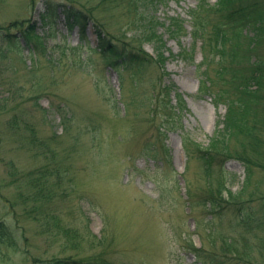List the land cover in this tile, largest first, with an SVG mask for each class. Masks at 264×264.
<instances>
[{
	"label": "rangeland",
	"instance_id": "374dc122",
	"mask_svg": "<svg viewBox=\"0 0 264 264\" xmlns=\"http://www.w3.org/2000/svg\"><path fill=\"white\" fill-rule=\"evenodd\" d=\"M46 1L56 7L49 23L41 19ZM70 1L107 27L112 9L101 0H0V220L8 232L0 264L72 257L106 264H264V156L245 184L238 158H219L206 176L198 154L227 111L213 101L214 91L234 74L241 77L256 57L264 61V39L250 49L241 28L238 44L228 42L220 58L210 35L221 21L218 0H207V7L161 0L154 33L161 35L164 68L155 60L115 68V56L97 47L93 20L84 31L67 21L63 5ZM125 7L109 28L120 47L134 27ZM196 19L205 23V39H193ZM29 25L31 42L23 36ZM144 49L155 57L152 42ZM167 85L169 100H161ZM168 101L175 117L156 118L173 111ZM14 116L20 122L11 125ZM241 142L232 137V151L242 152ZM224 169L238 180L228 184L234 197L217 215L202 201L208 179L225 181ZM64 226L80 235L73 237L79 248L67 246Z\"/></svg>",
	"mask_w": 264,
	"mask_h": 264
},
{
	"label": "trees",
	"instance_id": "16d2710c",
	"mask_svg": "<svg viewBox=\"0 0 264 264\" xmlns=\"http://www.w3.org/2000/svg\"><path fill=\"white\" fill-rule=\"evenodd\" d=\"M125 2H127L125 4ZM161 0H101V4L105 7H111L112 14L110 15V21L107 23V27L104 28V23L99 21L97 17H93L87 11L75 6L74 1H70L63 5V12L67 21L77 23L81 30L84 31L87 24L93 20L96 25L97 35V47L101 52H107L115 59L110 63L113 67L124 66L128 62H140L141 64L151 62L155 60L160 68H164L163 55L160 49L161 47V35L155 34L156 28V16L155 11ZM198 6H209L207 0H197ZM132 10L133 14L130 16V21L127 25H131L130 30L132 34L130 36H123L121 40L123 47H120L119 43L114 39L118 34L114 33L111 28L112 20L115 17V13L124 11L122 8ZM219 23H215L212 27L210 35L216 42L215 48L218 50V56L222 58L225 55V45L229 42L232 46L237 45L234 40L237 38L238 33L245 29L244 35L251 39L250 49H255L264 39V4L258 0H218L217 1ZM56 7L53 3L45 2V9L41 12V19L44 23L54 21ZM122 10V11H121ZM138 12V13H137ZM136 13V15H134ZM195 18V10H192L190 14ZM124 16V15H121ZM120 16V17H121ZM122 18V17H121ZM16 22V21H15ZM111 22V23H110ZM114 23V22H113ZM116 23V22H115ZM118 23V22H117ZM196 22L193 23L192 34L193 39L204 38L205 39V23ZM237 28L235 32L229 30V27ZM113 28V27H112ZM134 30V31H132ZM175 29H172V31ZM34 31V27L27 26L24 29L23 36L26 41L32 40L27 36L28 33ZM232 33V34H231ZM40 38V37H39ZM208 39V38H207ZM206 39V40H207ZM119 41V40H118ZM145 42H152L155 49V57L149 54L144 49ZM234 43V44H232ZM237 52L232 49V59L235 58ZM7 56L3 54L2 57ZM220 71V76H221ZM225 81V80H224ZM163 89V88H162ZM168 85L164 88V98L161 100H169ZM234 90V94L230 92ZM156 98V97H155ZM152 101V100H151ZM160 101V100H158ZM213 101L215 103L226 104L227 111L224 116V120L216 128L214 136H212L208 146L199 147L198 154L204 161V170L206 176H210L213 172L214 164L221 157H236L241 160L246 168L247 183L251 184L253 174V164H262L260 160L261 155L264 156V61L256 57L252 60L250 68L242 74L241 77H237V74L232 76V82H228L225 88L214 91ZM153 102V101H152ZM173 109L165 113H156L154 116L163 117V120H172L170 117L172 114L175 117L176 110L173 105H170ZM118 103V101H117ZM159 105V104H158ZM162 106V104H160ZM178 106V103H177ZM164 114V115H163ZM172 115V116H173ZM20 119L16 120L14 116L9 123L11 125L19 124ZM170 126V121L168 120ZM167 124V125H168ZM166 125V126H167ZM165 127V123H163ZM234 136L242 138L241 147L242 152L238 150L232 151L231 139ZM255 164V165H256ZM226 179L225 181H218L217 185L211 179H208L207 191L204 194L203 205L209 208V210L217 215L223 210V204L231 202V198L234 197L229 188L230 185H234L238 180V175L235 172L224 169ZM229 184V186H228ZM216 185L217 189L213 186ZM228 186V187H227ZM227 190L228 197L223 195ZM212 216L209 220L213 222ZM57 226H60L57 224ZM62 233L67 237V246L71 248H79V241L74 240V236H80L78 233L72 234L71 229L67 227L62 228ZM8 235L7 229L4 225V221L0 220V241ZM70 237L73 239L70 240ZM69 242V243H68ZM198 250L196 255L199 256ZM37 264V263H36ZM38 264H106L105 261L94 257L89 260L78 261L72 258L69 259H55L50 262H41Z\"/></svg>",
	"mask_w": 264,
	"mask_h": 264
}]
</instances>
